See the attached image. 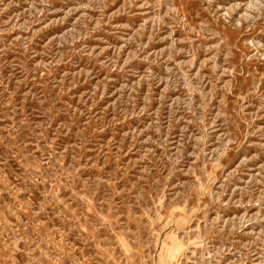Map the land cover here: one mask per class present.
Masks as SVG:
<instances>
[{"label":"rangeland","instance_id":"1","mask_svg":"<svg viewBox=\"0 0 264 264\" xmlns=\"http://www.w3.org/2000/svg\"><path fill=\"white\" fill-rule=\"evenodd\" d=\"M0 264H264V0H0Z\"/></svg>","mask_w":264,"mask_h":264}]
</instances>
